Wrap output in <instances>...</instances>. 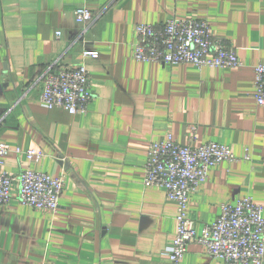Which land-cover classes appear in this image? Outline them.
<instances>
[{
    "label": "crops",
    "instance_id": "obj_1",
    "mask_svg": "<svg viewBox=\"0 0 264 264\" xmlns=\"http://www.w3.org/2000/svg\"><path fill=\"white\" fill-rule=\"evenodd\" d=\"M78 7L94 20L79 23ZM172 18L209 21L244 65L134 59L137 23L161 27ZM87 50L98 58L85 59ZM261 61L264 0H0V142L45 153L31 162L10 152L1 170L65 174L55 214L22 204L17 186L0 206V264H173L166 248L177 204L144 186L149 144L168 134L184 145L192 137L195 146L228 145L242 159L213 167L190 195L198 233L222 203L251 196L264 205V105L253 69ZM82 63L94 93L88 112L44 106V69ZM183 264L227 263L193 242Z\"/></svg>",
    "mask_w": 264,
    "mask_h": 264
},
{
    "label": "built area",
    "instance_id": "obj_2",
    "mask_svg": "<svg viewBox=\"0 0 264 264\" xmlns=\"http://www.w3.org/2000/svg\"><path fill=\"white\" fill-rule=\"evenodd\" d=\"M76 20L89 24L94 13L88 7L75 9ZM132 42L133 58L143 62L170 65L190 63L198 68L221 67L236 69L244 65L234 47L213 34L211 24L201 19L167 20L161 27L137 23ZM60 36V32L57 33ZM97 51L87 50L84 58H98ZM255 99L264 105V62L253 66ZM41 102L49 109L63 108L70 114H86L93 101L90 72L85 63L78 66H48L42 73ZM192 142L194 137H192ZM177 143L171 134L149 144L144 165L145 187L162 188L167 197L177 204V231L166 254L173 264H183L188 246L203 245L213 258L227 264H264V205L246 196L236 203H222L214 221L205 224L201 233L190 216V195L208 180L210 170L222 162L242 160L231 147L209 141L195 146ZM10 152L23 153L29 161H39L42 150L12 148L0 142V206L8 205L14 187L22 204L35 209L57 213L60 195L65 187V174L51 176L31 167L18 174L1 170ZM251 159L247 153L243 160Z\"/></svg>",
    "mask_w": 264,
    "mask_h": 264
}]
</instances>
